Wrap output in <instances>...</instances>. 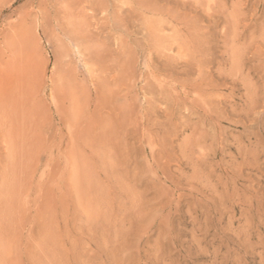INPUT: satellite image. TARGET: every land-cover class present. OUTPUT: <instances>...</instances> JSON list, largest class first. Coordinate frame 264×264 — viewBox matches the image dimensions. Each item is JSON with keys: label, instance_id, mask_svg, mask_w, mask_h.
I'll list each match as a JSON object with an SVG mask.
<instances>
[{"label": "rangeland", "instance_id": "rangeland-1", "mask_svg": "<svg viewBox=\"0 0 264 264\" xmlns=\"http://www.w3.org/2000/svg\"><path fill=\"white\" fill-rule=\"evenodd\" d=\"M59 1L42 0L49 14ZM36 3L0 0V264H264V113L247 118V133L233 116L262 106L264 86L248 63L249 75L233 73L224 22L210 28L214 62L202 75L217 85L215 115L184 122L181 110L159 130L163 106L144 121V83L162 78L147 74L151 60L85 63L86 43L58 34L50 15L40 23ZM119 34L110 38L129 48L140 41Z\"/></svg>", "mask_w": 264, "mask_h": 264}, {"label": "bare ground", "instance_id": "bare-ground-1", "mask_svg": "<svg viewBox=\"0 0 264 264\" xmlns=\"http://www.w3.org/2000/svg\"><path fill=\"white\" fill-rule=\"evenodd\" d=\"M224 1L60 0L56 5L50 3L52 10L49 14L45 9L48 3L38 0L35 16L37 15L40 18V23L44 24L49 21L48 17L50 15L52 27L57 30L58 34L64 35L68 40L74 41L76 44L81 43L80 45H84L86 43L85 46H82L83 50L79 52L81 53V59L85 63L109 58L111 62L110 68L104 67L108 68L109 71L110 69L115 71L120 57L125 59L123 66L126 65L124 62L128 63L130 59L132 60V55L134 56L136 53H138L137 55L140 54L141 57L143 56L142 58L144 56L148 57L151 61L148 64L147 74L162 78L156 79L152 83L148 81L144 83V87L149 88L148 93L153 96H150L152 98L146 101L147 112L143 113L144 121L148 126L151 115L156 112V106L161 105L163 106L164 120L154 123L155 120L153 119V123H151L152 126L156 127L158 125L159 128V126H170L175 115L180 113L181 110L186 112V115L182 117L184 122L193 117L200 123H204L205 120L209 121L210 114H214V111H216H213L216 102L213 103L215 100H212L210 91L217 85L212 77H208L209 74L205 76V72H207V66L212 65L214 62L213 48L217 43V40L214 39L215 34L211 32L210 28L220 25L222 21L224 26L220 25V27L222 26V31L219 37L223 45V51L221 52L229 56V60L233 64V68H235L234 72H232H237L238 76H242L245 71L247 72V74L245 73L246 75L253 72L254 75L262 80L264 86V22L257 23V20L261 19L260 17L264 18V0H232L230 2L232 10L228 14H226L228 6L226 7V4L223 3ZM123 5L126 7L124 8ZM245 5L248 6V16L242 13ZM145 19L148 21L147 23L144 22ZM203 19L206 20V23L203 22ZM138 22H142V24L138 26ZM117 31L120 32V36L123 34L128 38L132 34L137 33L140 41H133L134 48H129L122 43L120 37L110 38V33H116ZM246 33H248V36L246 35L248 38L245 36ZM101 39L113 40V49H108L110 47L106 44L108 50H104V45L100 44L102 43L100 42ZM240 41L243 42L238 45ZM125 43L127 42L125 41ZM237 45L239 47L242 46L241 50L243 51L240 54V49H237ZM103 50L106 52L104 56L106 55L107 57H103ZM99 62L102 63L101 61ZM246 63L250 65V73L244 67ZM100 70H103L102 67ZM112 74L115 73L112 71ZM203 74L205 75L202 76ZM223 74L226 75V73ZM114 77L116 78L115 75ZM261 100L262 106L258 105V100L257 102L252 101L245 104V109H241L240 112L237 110L238 113L233 115L234 122L240 125L245 133L248 131L246 120L249 116H254L253 119L251 118L254 123H258L259 119L262 121L263 116L259 112H255L260 107L263 109L261 110L262 113H264V98ZM243 103L246 102L243 101ZM213 121L215 120L213 119ZM162 130L164 132V128ZM257 136L258 134H255V137ZM256 151L258 150L255 149ZM246 155V152L241 155V161L244 164L251 163L246 161ZM256 155H259L258 152H256ZM252 164L257 165L256 157Z\"/></svg>", "mask_w": 264, "mask_h": 264}]
</instances>
